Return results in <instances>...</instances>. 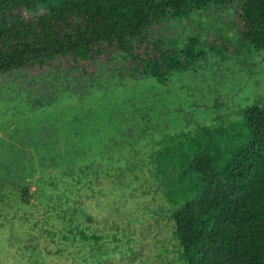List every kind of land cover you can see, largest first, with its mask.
Returning <instances> with one entry per match:
<instances>
[{
  "label": "rangeland",
  "instance_id": "obj_1",
  "mask_svg": "<svg viewBox=\"0 0 264 264\" xmlns=\"http://www.w3.org/2000/svg\"><path fill=\"white\" fill-rule=\"evenodd\" d=\"M234 21L232 10H211L158 28L177 46L210 35L233 48L222 62L208 53L165 83L127 74L121 55L87 76L65 69L0 76V264H181L171 224L156 221L163 203L147 164L168 136L239 121L236 110L264 106V51L241 43ZM18 186L29 187L28 197ZM51 192L70 197H61L62 207L78 200L84 225L98 234L124 232L130 248L109 240L79 251L44 206Z\"/></svg>",
  "mask_w": 264,
  "mask_h": 264
},
{
  "label": "trees",
  "instance_id": "obj_2",
  "mask_svg": "<svg viewBox=\"0 0 264 264\" xmlns=\"http://www.w3.org/2000/svg\"><path fill=\"white\" fill-rule=\"evenodd\" d=\"M211 10H232L238 40L264 51V0H0V76L59 69L87 76L121 55L127 74L165 83L208 53L222 62L233 51L210 35L188 36L177 46L157 34ZM235 113L239 121L168 136L149 155L150 179L163 203L156 221L171 224L181 264H264V106ZM17 189L28 197V186ZM62 196L70 200L55 192L42 200L79 251L109 240L120 242L117 247L130 243L116 228L109 236L84 225L78 200L62 207ZM101 253L110 256L109 248Z\"/></svg>",
  "mask_w": 264,
  "mask_h": 264
}]
</instances>
